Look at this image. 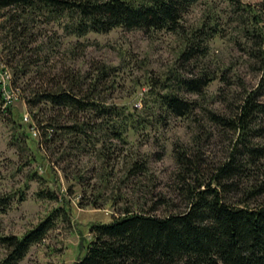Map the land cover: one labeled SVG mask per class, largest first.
<instances>
[{"label":"trees","instance_id":"trees-1","mask_svg":"<svg viewBox=\"0 0 264 264\" xmlns=\"http://www.w3.org/2000/svg\"><path fill=\"white\" fill-rule=\"evenodd\" d=\"M200 1L0 0V10H4L0 60L10 68L11 84L19 88L31 121L37 124L39 143L57 150L65 143L62 157L94 153L112 165L129 143L130 133L149 135L153 129H166L173 118H195L197 109L234 133L227 157L210 169L202 149H174L176 186L186 202L184 211L157 215L145 208H125L111 221L90 226L91 239L85 252L71 264H264V1L256 8L242 0H213L229 3L239 18L250 21L245 36L254 46L248 51L261 62L257 86L241 97L230 114L207 107L205 95L207 86L219 77L218 70L205 60L210 40L223 29L220 16L208 15L201 26L191 29L184 23L187 13ZM40 24H55L64 36L76 38L116 28L176 33L183 42L178 59L192 61L197 68L184 73L176 66L158 76L143 99V109L134 111L108 105L102 99L101 86L116 70L105 64L96 67L93 76L64 71L50 87L31 89V75L26 76L36 72L43 78L41 68L50 56L34 52L45 50L42 46H30L36 41L32 27ZM55 46L57 41L49 46V53L55 52ZM186 93L200 97L190 98ZM9 110L0 113V118L22 126L13 117L12 107ZM198 123L195 140L200 142L204 125L200 119ZM148 171V159L136 156L126 176L146 175ZM37 195L57 198L47 187ZM0 203L6 201L1 199ZM57 211L21 236L1 235L0 245L6 253L0 264L23 259L54 227Z\"/></svg>","mask_w":264,"mask_h":264},{"label":"rangeland","instance_id":"rangeland-1","mask_svg":"<svg viewBox=\"0 0 264 264\" xmlns=\"http://www.w3.org/2000/svg\"><path fill=\"white\" fill-rule=\"evenodd\" d=\"M262 1L242 0L256 8ZM3 11L0 10V23ZM208 15H219L223 29L209 42L205 61L218 70L219 77L205 89L206 104L216 112L230 114L241 97L257 86L261 62L248 51L254 46L245 36L250 21L239 18L241 15L229 3L201 0L187 13L184 23L189 29L201 26ZM31 31L36 34V41L30 46L45 48L34 52L42 57L50 54L41 68L43 78L36 72L26 76L31 75V89L50 87L64 71L93 76L96 67L105 64L116 70L101 86L102 99L108 105L134 111L143 109V99L158 76L176 66L184 73L197 68L192 61L180 62L182 38L172 32L116 28L109 33H89L76 38L64 36L55 24H40ZM56 41L55 52L49 53V46ZM13 103V117L22 126L0 118V202L6 201L0 203V236H21L59 210L54 227L16 264H71L83 256L91 239L90 226L111 221L125 208H145L157 215L184 211L186 202L176 186L178 165L174 149L183 147L191 152L202 149L209 168L225 160L234 137L232 130L217 126L197 109L193 120L176 117L168 128L153 129L149 135L130 133L120 158L110 165L94 153L62 157L65 143L62 150L39 143L37 124L31 121L30 113L28 122L23 119V114L29 112L23 95ZM199 119L204 128L203 138L197 142ZM136 156L148 159V174L126 176L130 161ZM46 187L55 192L56 199L38 197V191ZM5 253L6 249L0 245V260Z\"/></svg>","mask_w":264,"mask_h":264},{"label":"built area","instance_id":"built-area-1","mask_svg":"<svg viewBox=\"0 0 264 264\" xmlns=\"http://www.w3.org/2000/svg\"><path fill=\"white\" fill-rule=\"evenodd\" d=\"M12 75L10 68L0 60V113L6 114L9 107L11 108L13 102L17 100V97H20L19 88L10 86L9 76ZM27 114H29L28 111L23 114L25 121H27ZM34 134L36 133L34 132Z\"/></svg>","mask_w":264,"mask_h":264},{"label":"bare ground","instance_id":"bare-ground-1","mask_svg":"<svg viewBox=\"0 0 264 264\" xmlns=\"http://www.w3.org/2000/svg\"><path fill=\"white\" fill-rule=\"evenodd\" d=\"M11 78V76H9V83H10V86H12V84H11V80H12V78ZM27 122H28V119H27Z\"/></svg>","mask_w":264,"mask_h":264}]
</instances>
